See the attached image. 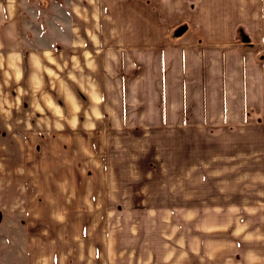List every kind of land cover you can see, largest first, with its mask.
<instances>
[{"label":"rangeland","instance_id":"374dc122","mask_svg":"<svg viewBox=\"0 0 264 264\" xmlns=\"http://www.w3.org/2000/svg\"><path fill=\"white\" fill-rule=\"evenodd\" d=\"M27 1L53 55L28 122L0 121V264H264V121L101 120L102 0Z\"/></svg>","mask_w":264,"mask_h":264},{"label":"crops","instance_id":"0c3cea01","mask_svg":"<svg viewBox=\"0 0 264 264\" xmlns=\"http://www.w3.org/2000/svg\"><path fill=\"white\" fill-rule=\"evenodd\" d=\"M27 3L0 0V121L11 126L28 122L14 108L27 110L29 85H45L53 55L39 23L29 35ZM102 3L100 31L82 49L85 67L96 66L90 97L101 120L113 106L132 107L138 121H264V0ZM27 131L16 133L24 146Z\"/></svg>","mask_w":264,"mask_h":264}]
</instances>
